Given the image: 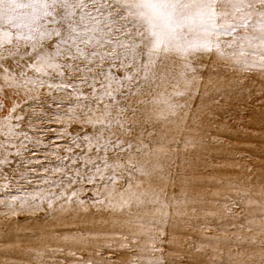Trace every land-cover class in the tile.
<instances>
[{"label":"snow or ice","instance_id":"snow-or-ice-1","mask_svg":"<svg viewBox=\"0 0 264 264\" xmlns=\"http://www.w3.org/2000/svg\"><path fill=\"white\" fill-rule=\"evenodd\" d=\"M242 103L264 0H0V264H264Z\"/></svg>","mask_w":264,"mask_h":264}]
</instances>
